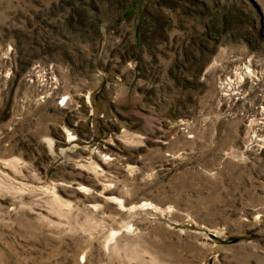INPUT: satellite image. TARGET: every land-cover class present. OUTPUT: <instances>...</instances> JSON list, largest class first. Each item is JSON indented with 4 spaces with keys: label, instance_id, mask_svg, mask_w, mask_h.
Returning a JSON list of instances; mask_svg holds the SVG:
<instances>
[{
    "label": "rangeland",
    "instance_id": "1",
    "mask_svg": "<svg viewBox=\"0 0 264 264\" xmlns=\"http://www.w3.org/2000/svg\"><path fill=\"white\" fill-rule=\"evenodd\" d=\"M0 264H264V0H0Z\"/></svg>",
    "mask_w": 264,
    "mask_h": 264
},
{
    "label": "built area",
    "instance_id": "2",
    "mask_svg": "<svg viewBox=\"0 0 264 264\" xmlns=\"http://www.w3.org/2000/svg\"><path fill=\"white\" fill-rule=\"evenodd\" d=\"M42 86L45 87V85H43V84H42ZM61 101H64V102H65V101H66V97L62 96V97H61ZM63 104H64V103H63ZM63 104L61 103L60 105L63 106Z\"/></svg>",
    "mask_w": 264,
    "mask_h": 264
},
{
    "label": "bare ground",
    "instance_id": "3",
    "mask_svg": "<svg viewBox=\"0 0 264 264\" xmlns=\"http://www.w3.org/2000/svg\"><path fill=\"white\" fill-rule=\"evenodd\" d=\"M50 88V87H49ZM55 91H52L51 93H54ZM231 100V99H230Z\"/></svg>",
    "mask_w": 264,
    "mask_h": 264
}]
</instances>
